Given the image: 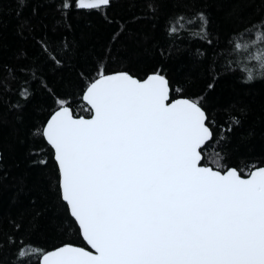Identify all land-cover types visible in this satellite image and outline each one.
Instances as JSON below:
<instances>
[{"label": "trees", "instance_id": "1", "mask_svg": "<svg viewBox=\"0 0 264 264\" xmlns=\"http://www.w3.org/2000/svg\"><path fill=\"white\" fill-rule=\"evenodd\" d=\"M69 3L0 0V264H39L32 249L86 247L38 130L60 101L89 116L82 93L101 71L159 72L170 100L198 101L212 132L201 164L243 176L264 166V79L244 78L260 64L264 42L253 43V26L264 25V0H110L98 10ZM22 246H31L26 257Z\"/></svg>", "mask_w": 264, "mask_h": 264}, {"label": "snow or ice", "instance_id": "2", "mask_svg": "<svg viewBox=\"0 0 264 264\" xmlns=\"http://www.w3.org/2000/svg\"><path fill=\"white\" fill-rule=\"evenodd\" d=\"M109 3L75 0V7ZM253 29V43L264 42V25ZM255 59L246 81L264 79V48ZM82 99L90 119L74 118L60 101L38 131L55 150L62 200L95 254L71 245L32 249L42 264H264V167L242 178L236 169L201 166L212 134L198 101L169 103L159 72L141 81L102 71Z\"/></svg>", "mask_w": 264, "mask_h": 264}, {"label": "water", "instance_id": "3", "mask_svg": "<svg viewBox=\"0 0 264 264\" xmlns=\"http://www.w3.org/2000/svg\"><path fill=\"white\" fill-rule=\"evenodd\" d=\"M121 72H125V71H117V72H113V73H108V74H117V73H121ZM126 73H128V72H126ZM129 74V73H128ZM151 74H154V73H151ZM105 75H107V74H105ZM131 75V74H130ZM148 75H150V74H148ZM147 75V76H148ZM132 76V75H131ZM147 76L145 77V78H143V79H139V80H141V81H143L144 79H146L147 78ZM133 78H136V79H138L137 77H135V76H132ZM98 78V77H97ZM96 78V79H97ZM92 82H94V80L92 81ZM91 82V83H92ZM90 83V84H91ZM89 84V85H90ZM85 91H86V88H85V90H84V92L82 93V97H83V95H84V93H85ZM177 99H185V97H177V98H175V99H172V100H170V87H169V100H168V102L170 103V102H174L175 100H177ZM186 99H188V98H186ZM82 101L90 108V106L87 104V102L86 101H84L83 99H82ZM63 106H67V105H63ZM60 107L61 106H59V107H57L50 115H49V117L47 118V120L45 121V123H44V125H43V128L44 127H46V124H47V121L51 118V116L56 112V111H58L59 109H60ZM67 107H69V106H67ZM70 109V108H69ZM71 110V109H70ZM203 110V109H202ZM204 111V110H203ZM72 112V111H71ZM73 114V113H72ZM91 115H92V113H90V115L89 116H87V117H85V116H74V118H80V117H83V118H85V119H90L91 118ZM206 115V114H205ZM206 120H207V116H206ZM206 120H205V125L208 127V125L206 124ZM42 128V129H43ZM209 128V127H208ZM209 130H210V128H209ZM210 132H211V130H210ZM211 134H212V132H211ZM44 139H45V141H46V143H47V140H46V138L45 137H43ZM208 142V141H207ZM206 142V143H207ZM48 144V143H47ZM50 147H51V145L50 144H48ZM203 147V146H202ZM51 149H52V151H53V158H54V160H55V150L51 147ZM202 155V154H201ZM55 162H56V165H57V168H58V174H59V188H60V196H61V199H62V188H61V186H60V181H61V176H60V173H59V167H58V162L55 160ZM201 166H205V165H203V164H201ZM207 167H211V166H207ZM260 167H264V166H259V167H256V168H253L251 171H253V170H255V169H257V168H260ZM212 168V167H211ZM227 169H235L234 167H229V168H227ZM226 169V170H227ZM213 170H217V169H214L213 168ZM222 172V171H221ZM224 172V171H223ZM222 172V173H223ZM239 173V172H238ZM250 173V172H249ZM248 173V174H249ZM248 174L247 175H245V176H243V175H241V177L242 178H247L248 177ZM63 201V200H62ZM65 204H66V206H67V203L65 202V201H63ZM67 208H68V211H69V214H70V209H69V207L67 206ZM73 218V217H72ZM73 220H74V218H73ZM76 224H77V226H78V222H76ZM78 228H79V226H78ZM79 231H80V234H81V237H82V239H83V236H82V232H81V230L79 229ZM83 241L85 242V244H86V247H83V246H79V245H75V244H71V243H64V244H62V245H60V246H57V247H55V248H53V249H51V250H48V251H46V252H49V251H53V250H55V249H58L59 247H61V246H64V245H71V246H76V247H81V248H84L85 250H87V251H92L93 252V254H95L94 253V250L93 249H91V246L90 245H88L87 244V242L83 239ZM39 264H42V255L40 256V258H39Z\"/></svg>", "mask_w": 264, "mask_h": 264}]
</instances>
